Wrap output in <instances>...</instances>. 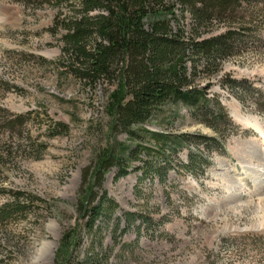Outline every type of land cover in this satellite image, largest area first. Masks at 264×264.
<instances>
[{"label":"rangeland","instance_id":"obj_1","mask_svg":"<svg viewBox=\"0 0 264 264\" xmlns=\"http://www.w3.org/2000/svg\"><path fill=\"white\" fill-rule=\"evenodd\" d=\"M54 2L0 0V115L31 114L24 135L29 131L34 141L33 151L2 165L0 188L26 190L46 202L36 213L0 225V264H55L64 230L84 225L77 211L83 172L113 143L104 87L91 90L58 63L48 62L58 61L63 46V31L54 25L60 8ZM256 8L257 15H238L254 35L247 33L242 44L234 42L219 72L201 82L210 85L209 96L219 97L240 128L235 132L223 126L229 133L226 153L198 142L196 135L216 133L185 105H164L143 127L185 134L187 141L171 155L164 179L156 171L145 175L147 166L142 169L139 160L130 162L125 176H118V167L107 172L103 189L97 190L99 196L106 190L118 206L99 217L93 230L82 228L80 260L91 256L99 264H264V134L236 118L253 114L264 121V113L256 112L251 99L243 105L223 83L228 76L247 78L264 91V3ZM189 21L187 17L185 25ZM216 27L204 37L227 30L223 22ZM50 118L66 123L68 132L51 136L46 131ZM4 133L0 120V136L7 141ZM145 136L144 144L156 146ZM249 137L259 142L243 141ZM118 138L132 143L125 133ZM190 154L209 163L187 168L183 164H190ZM141 157L157 164L158 158ZM9 197L0 191V206ZM127 212L145 219L128 226Z\"/></svg>","mask_w":264,"mask_h":264},{"label":"trees","instance_id":"obj_2","mask_svg":"<svg viewBox=\"0 0 264 264\" xmlns=\"http://www.w3.org/2000/svg\"><path fill=\"white\" fill-rule=\"evenodd\" d=\"M260 2L264 0H55L53 5L60 11L54 25L56 30L63 31V46L58 61L48 62L58 63L67 75L91 90L98 85L104 87L113 136V143L101 149L83 172L77 211L84 228L93 230L99 217L109 216L118 206L106 190L101 196L97 190L103 189L106 174L114 167L119 168V177L125 176L130 162L139 160L142 169L147 166L145 175L156 171L160 178H165L171 167V155L184 145L188 136L143 127L164 105L179 102L185 105L196 119L216 133L198 134V142L210 150L226 153L229 133L223 126H230L235 132L240 128L219 97L209 96L210 85L203 87L201 82L205 76L219 72L222 61L232 55L234 42L242 44L247 33H253L251 25L239 21L238 15L242 12L257 15L256 5ZM187 17L190 21L185 25ZM216 22H223L227 30L204 37L217 29ZM223 83L243 105L251 99L257 106L256 112L264 113V91L255 82L228 76ZM31 117L29 113L0 115L7 137L4 141L0 136V168L7 160L33 151L29 131L24 135ZM68 129L66 123L50 118L46 131L56 136ZM121 133L127 134L132 143L119 140ZM145 135L156 146L144 144ZM141 154L158 158L157 164L150 165ZM199 162L209 163L207 158L190 154V164L183 165L196 168ZM0 191L10 195L0 206V225L36 213L46 203L41 196L19 188L1 187ZM125 218L128 226L137 218L145 219L137 212H127ZM82 228L79 223L64 230L55 264H99L91 256L85 260L77 256L83 243Z\"/></svg>","mask_w":264,"mask_h":264},{"label":"water","instance_id":"obj_3","mask_svg":"<svg viewBox=\"0 0 264 264\" xmlns=\"http://www.w3.org/2000/svg\"><path fill=\"white\" fill-rule=\"evenodd\" d=\"M240 115L242 116V117H240V118H243V117H247V119H250V120H254L255 122L256 121H258L259 123L258 124H260V125H264V121L262 120V119H260L258 116H256V115H253V114H246V115H244V114H241L240 113ZM241 121V123L243 124V125H247V123H246V120H240ZM241 124V125H242ZM244 127H248V126H244ZM250 127V126H249ZM255 132H257V130L255 129V128H252ZM258 133V132H257ZM261 136V135H260ZM256 141V142H259V140H257L256 138H252V137H249V139L248 138H246V139H243V141Z\"/></svg>","mask_w":264,"mask_h":264},{"label":"bare ground","instance_id":"obj_4","mask_svg":"<svg viewBox=\"0 0 264 264\" xmlns=\"http://www.w3.org/2000/svg\"><path fill=\"white\" fill-rule=\"evenodd\" d=\"M233 115V114H232ZM237 115V114H236ZM236 118L240 121V120H246V123H247V125L246 126H250L251 128H255L256 130H257V132L259 133V134H264L263 133V131L262 130H264V128H263V125H260V124H258L259 122L258 121H254V120H250V119H247V117H244V118H240V115L239 116H236ZM240 123H241V121H240ZM242 124V123H241ZM243 125V124H242ZM249 142V141H248ZM251 142V141H250ZM253 143V142H252ZM248 146V145H247ZM253 147V146H252ZM241 150V149H240ZM240 150H238V151H240ZM248 151V150H247ZM250 152H252V151H250ZM240 153V152H239ZM252 155V154H251ZM257 174V173H256ZM264 210V209H263Z\"/></svg>","mask_w":264,"mask_h":264}]
</instances>
